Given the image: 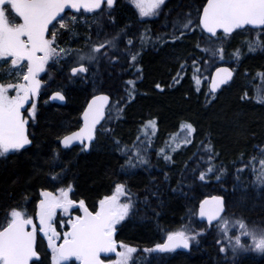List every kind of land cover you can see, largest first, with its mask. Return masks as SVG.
<instances>
[{
    "label": "trees",
    "instance_id": "trees-1",
    "mask_svg": "<svg viewBox=\"0 0 264 264\" xmlns=\"http://www.w3.org/2000/svg\"><path fill=\"white\" fill-rule=\"evenodd\" d=\"M206 1L167 0L156 20L141 22L129 5L117 0L110 14L103 6L89 15L85 27L63 32L59 45L69 48V57L75 60L81 51L94 54L96 59L87 64L94 74L90 76L86 64L85 76L76 77L60 63L48 68L28 124L31 143L0 155V230L13 209L34 219L42 192L67 190L70 200L83 201L95 213L121 183L131 206L115 227V240L136 249L129 264H264V255L221 251L218 234L196 220L199 202L218 195L225 200V214L264 229V185L253 173V160L264 153V102L256 97L264 80V50L252 39L257 33L264 47V30L208 39L199 26ZM8 16L15 18L10 11ZM110 40H115L113 53L107 48ZM100 43H105L102 51L92 52ZM221 47L223 53L239 56L249 49L251 55L238 65L217 64ZM10 63L1 61L0 83H10ZM219 65L231 67L234 77L213 95L206 81L197 85L195 80L210 76ZM57 91L66 99L62 106L48 101ZM97 94L108 95L112 103L90 152L80 147L62 150L60 140L79 128L82 110ZM150 121L155 122L153 138L139 139ZM186 123L194 129L189 144L169 159L159 155L167 139ZM63 226L58 225L59 233L67 231ZM203 230L188 253H145L169 233ZM36 250L39 259L32 264H53L41 237Z\"/></svg>",
    "mask_w": 264,
    "mask_h": 264
},
{
    "label": "snow or ice",
    "instance_id": "snow-or-ice-1",
    "mask_svg": "<svg viewBox=\"0 0 264 264\" xmlns=\"http://www.w3.org/2000/svg\"><path fill=\"white\" fill-rule=\"evenodd\" d=\"M133 5L139 10L141 17L154 15L164 0H131ZM10 5L11 9L22 19V23H13L9 20L4 7H0V59L11 58L13 67L23 68L21 61H27L26 71L20 72L22 82L0 83V155H4L10 150H19L31 141L25 134V124L21 109L30 96H35L40 89L41 81L37 78L38 74L44 70L46 61L56 54L54 39L46 38L48 25L61 13L66 7L79 9L84 7L86 10L101 8L102 0H0V6ZM114 0H107V5L111 8ZM191 21H189V24ZM246 25L253 27L264 26V0H207L203 7V14L199 18V26L204 32L210 34L208 39L217 36V29H223L225 35L231 34L234 29L243 28ZM188 25H185L187 27ZM64 27V24H61ZM108 46L115 47L113 41L106 42ZM105 43H100L93 47L94 53H99ZM207 51L208 49H204ZM219 51H223L222 47ZM223 57L221 56V59ZM95 60L92 54L81 56V60ZM133 61L136 59L132 57ZM195 65V61H193ZM183 67V66H182ZM72 74L86 72L87 68L80 66L73 67ZM197 71H199L197 69ZM217 77L212 78L211 92L231 78V71L228 68H217ZM222 74V75H221ZM159 87V85H157ZM10 90L16 92L15 96L9 94ZM54 100H63L64 96L60 92H55L52 96ZM99 100H107V97H98ZM95 103V101L93 102ZM93 107L89 105V110ZM35 104H32L34 114ZM85 127L79 132L70 136H65L61 143L68 147L74 139H92V129L98 122V109L96 113L85 111ZM154 121L149 124L154 126ZM188 131H194L191 125H188ZM87 147V145H85ZM165 159H169L165 155ZM264 166V160L260 161ZM212 171L210 167L208 169ZM200 179L204 180L205 175L201 173ZM258 180L264 184V170L258 175ZM45 198L40 201V231L45 236H49V247L52 249L53 264H64L69 258L75 257L81 264H103L100 259L101 253H115L117 259L112 264H128L130 254L136 249L123 243L119 244L113 239L114 226L128 215L131 206V200L121 203L120 197L125 195V186L121 183L115 185V191L111 196H106L100 203L99 210L95 214L85 208L83 201L80 202V208L84 215L77 217L74 221L70 219L71 231L64 234L63 244L56 246L53 240L57 237L56 230L52 227L51 221L56 209H62L65 212L72 206L73 201L68 198V191L61 189L59 196H54L49 192H42ZM215 207L208 215L209 223L219 216L222 209V201L219 197H213ZM201 204V216H205L204 205ZM11 219L7 226L0 230V264H29L33 257H38L34 249L35 229L32 232L25 231V226L32 224V219L27 218L21 210L13 209L10 212ZM222 219V218H221ZM228 221H224V234L228 235ZM241 230L235 236V243L232 245L233 252L237 248H245L241 243V236H248L252 240V245L257 251L264 252V233L257 234L254 230H248L242 220L234 221ZM185 231L169 233L167 240L163 244H157L159 251H171L176 248H188L190 240L195 239ZM229 240L233 239L228 236ZM152 249H145L151 251ZM221 248V251H224Z\"/></svg>",
    "mask_w": 264,
    "mask_h": 264
},
{
    "label": "rangeland",
    "instance_id": "rangeland-1",
    "mask_svg": "<svg viewBox=\"0 0 264 264\" xmlns=\"http://www.w3.org/2000/svg\"><path fill=\"white\" fill-rule=\"evenodd\" d=\"M117 1V0H116ZM167 0H164V3L162 5H160L159 9L156 10L155 14L154 15H150V16H146V17H141L140 16V13H139V10L133 5V3L131 2V0H121V3L122 4H125V5H129L135 12L136 16L138 17V20L139 21H154L156 20L159 15L161 14L162 12V9L164 7V4L166 3ZM5 10H6V14L8 13V11L11 12L10 10V5H5L4 6ZM9 10H8V9ZM104 10L107 12V15L110 14V8H108L107 5H104ZM114 9L112 8V11ZM89 15H92V13H87V14H83V13H79V14H71V13H68V14H65L63 15L59 20H57L54 25H52V27L50 28L49 30V36H48V39L49 40H53L54 39V47L56 48V54L53 55L52 57H50L45 65H44V70L40 73L39 75V79L41 81V88H43L45 86V83L43 81V77L48 78L49 77V70L48 68L55 64V63H60L62 64L65 68H67V71L69 73L70 69L75 67V66H87L88 68V71H89V66L87 64H89L91 61L87 60V59H84V60H81V56H87L88 54H92V53H88V52H84V51H81L80 52V56L79 58H72V57H69L68 55H70V50L68 47L66 46H61L59 45V39L61 37V35L63 34L64 31H69L70 28H74L76 26H79L80 28H83L87 25L88 23V19L90 18ZM8 16V15H7ZM13 16V15H12ZM9 20L12 21L13 23H18V21L15 20V18H10L8 16ZM64 24V27H61V24ZM258 34L255 33L253 36H252V39H255L256 40V47L258 48V50H264V47L260 44L259 40L257 42V38H258ZM114 43H115V40H112ZM109 49V51L113 53L114 52V49L113 47H107ZM115 48V47H114ZM102 51V49H101ZM100 51V52H101ZM93 52V51H92ZM94 55V54H92ZM109 56L111 55L110 53L108 54ZM247 55H251V52L249 51V49H245L244 52H242L239 56L238 54H236L235 52H225V53H221L219 55V57L217 58V61L215 63L217 64H226V63H230V62H233L235 63V65L239 64L240 61L242 60L243 57L247 56ZM221 56L223 57L221 59ZM7 60H10L11 61V58H3V59H0V63L1 61H7ZM86 60V61H85ZM24 67L21 69L19 67H13V65L10 63L8 66V75L7 77L10 80V83H16V82H22V80L20 79V72L21 71H26V63L24 62H20ZM208 67L210 66V62L208 61L207 63ZM215 66V65H213ZM90 72V76L92 77L94 74V71L93 69ZM92 72V74H91ZM135 73V70H132V74ZM79 76V75H77ZM80 76H85V75H80ZM208 80H209V76L206 77V76H201L199 77L198 79L195 80V82L197 83V85H200L201 83H203L204 81H206V84H208ZM261 83L263 85L264 83V80H261ZM258 86L257 89H256V97L257 99L263 101L262 99V94L264 93V86ZM9 94L11 96H15L16 95V92L14 90H10L9 91ZM38 96V95H37ZM36 101H37V97L34 98V101H33V104L36 105ZM264 102V101H263ZM116 107V105L114 104V108ZM114 112L116 111V109H113ZM32 111V105L31 107L29 108V110L27 111V118L25 119L26 122L28 124H31V121H33L34 119V116H35V109H34V114L33 115H29V112ZM188 123L184 124V127H181L176 133L172 134L168 139H167V144L165 145V147H162L161 149H159L158 151V154L159 155H169L171 154L172 152H174L175 150L183 147L184 145H188L189 142L191 141V138L193 136V132L192 131L191 133H189L188 131ZM192 126V125H191ZM193 128V127H192ZM154 131H155V127L152 126L151 124H145L144 127L142 128V130L140 131V138H143L144 140H151L154 136ZM141 141V140H140ZM261 160H264V153L261 154V159H258V160H253L254 162H256V167L253 171L254 173V178L257 179L258 181V184L261 186V185H264V184H261L258 180V175L260 173L261 170H264V166H262L260 164V161ZM253 186V185H251ZM247 189V187H243V190ZM54 196H59L60 194V191L58 193H52ZM68 198H69V191H68ZM45 199L41 194H40V200L37 204V211H36V215H35V218L32 219V228L34 229H37L39 232H40V219H39V211H40V201ZM70 199V198H69ZM129 197L127 196V194L125 193V195L121 196L120 197V202L121 203H125L127 202L126 200H128ZM100 207V206H99ZM81 216V210H80V204L78 203H75L73 202L72 206L68 209L67 212H65L64 210L62 209H56L55 211V214L53 215V218H52V221H51V225L52 227L56 230V233L58 234L57 237L53 240V243L54 245L56 246H59L61 245L63 242H64V234L68 231L69 227L71 226L70 224V219L71 220H75L77 217H80ZM236 220H239L235 215H233L232 213H228V214H224L222 216V219H220V221L215 224V225H212V226H209L210 229H213L214 232L216 234H218L220 240H221V243H222V248L225 249V251L227 252H233V248H232V245H234L235 243V236L238 235L240 233V229L238 227V225H235L234 224V221ZM224 221H228V225H227V230H228V235H225L224 234V231H225V228H224ZM120 222V221H119ZM118 222V223H119ZM117 223V224H118ZM245 223V222H244ZM117 224L114 226V233H116V230H115V227L117 226ZM58 225L59 227H62L63 225H67V231L62 234V233H59L57 228H58ZM246 227L248 230H254L258 235L261 234V233H264V229H261V227H257V226H251V225H247L245 223ZM63 226V227H64ZM206 231L203 230V231H198L197 233L195 234H188L190 236L194 235L196 238L193 239V240H190V246H191V243H195L197 238L200 237V236H203V234H205ZM51 235V233H49V236ZM232 236L233 239L230 241L228 236ZM49 236H41V239L45 245V249L51 254V257H52V249L49 247ZM241 243L245 245V248H237L236 251L234 252L235 254H237L238 256H243L245 255V253H250V254H254L256 256H263L264 255V252H260V251H257L255 249V247L252 245V240L250 237L248 236H241ZM119 244H117V250L118 251H123V249H120L119 248ZM130 247V246H129ZM133 248V247H132ZM135 249V248H134ZM154 250H151V251H145V253H149V252H153ZM137 251H134L133 253L130 254V257H129V260H128V264L131 262V260L133 259L134 257V254H136ZM117 259V256L114 255L112 257H109L107 258V262L108 264H112L113 261H115ZM77 264L79 263V261H75ZM64 264H69V261H66L64 262Z\"/></svg>",
    "mask_w": 264,
    "mask_h": 264
},
{
    "label": "water",
    "instance_id": "water-1",
    "mask_svg": "<svg viewBox=\"0 0 264 264\" xmlns=\"http://www.w3.org/2000/svg\"><path fill=\"white\" fill-rule=\"evenodd\" d=\"M83 2H87V0H82V3H83ZM115 3H116V2H115V0H114V4H113V6H112L110 9L114 8ZM206 4H207V2L205 3V5H206ZM5 5H6V4H5ZM104 5H107V0H102V6H101V8L93 9V10H91V11L86 10L84 7H80L78 10H77V9H73V8H71V7H66L61 13H59V15L56 17V19L53 20L52 23L48 25V29H50L51 26H52L57 20H59L64 14H66V13H71V14H79V13H83V14H87V13H97L99 10L102 9V7H103ZM205 5H204V6H205ZM3 6H4V5H2V6H0V7H3ZM107 6H108V5H107ZM204 6H203V7H204ZM108 8H109V7H108ZM10 9H11V7H10ZM11 11H12L13 15H14L15 17H17V19L19 20V22L22 23V22H23L22 19H21V18H20L15 12H14V10L11 9ZM202 14H203V8H202V10H201L200 16H201ZM199 18H200V17H199ZM246 28L251 29V30H260V29H263L264 26L253 27V26H251V25H246V26H244L243 28L234 29V30L232 31V33H233V32H236V31L244 30V29H246ZM200 29H201V31H202L206 36H208V37L210 36V34L207 33V32H204L203 29H202L201 27H200ZM232 33H231V34H232ZM217 34H223V35H225V33L223 32V29H217ZM231 34H228V35H231ZM45 35H46V38L48 39V36H49V30L46 32ZM212 38H213V37H212ZM21 62H24V63H26V65H27V61H21ZM80 66H81V65H80ZM80 66H75V67L79 68ZM217 68H228V69L231 71L232 75H231V78L228 79L227 83L221 84V85L216 89L215 93H212V92H211L212 78H213V77H217V79H219V75L217 74ZM71 69H72V68H71ZM71 69H70V71H69V75H70L71 77H76L77 75H85V74H86V72H78L76 75H73ZM40 73H41V72H40ZM40 73L38 74V77H37L38 79H39V75H40ZM221 75H222V74H221ZM233 77H234V70H233L231 67L226 66V65H219V66L215 67V68L211 71V74H210V76H209V80H208V84H207V88H208L209 93H211V94H213V95H214V94H217V93H218L223 87H225V86H227V85H229V84L231 83ZM39 80H40V79H39ZM40 90H41V84H40V89H39V91L37 92V94H36L35 96H30V97H29V100L26 101L24 107L21 109V113H22L24 119H25V114L27 113V111L29 110V108L31 107V105L33 104L34 98L37 97V95L39 94ZM54 93H55V92H53V93H51V94L49 95V98H48L49 103H50V104L59 105V106L64 105V104L66 103V99H65V97H64L63 100H54V99H52V96H53ZM61 95H62V94H61ZM98 97H107V100H103V101H102V100L96 99V98H98ZM262 99H263V101H264V93L262 94ZM94 101H95V103H93ZM111 103H112L111 98H110L108 95H106V94H97V95H94L93 97H91V98L88 100V102L86 103L84 109H83L82 112H81L79 128H78L77 130H75V131H73V132L67 134L66 136H70V135H72L73 133H77V132H79L82 128L85 127V119H84V113H85V111H90V112H92V113H96V112H97V109H98V122L95 124L94 128L92 129V139H91V140H88V139L85 138V139H83L82 141H81L80 139H74L68 147H65V146L61 143V141H62L63 138L65 137V136H64V137L60 140V147H61V149H62V150H68V149H71V148H73V147H80V148H83L84 153H86V154L89 153L90 150H91V147H92V145H93V143H94V141H95L96 132H97L98 128H99V127L105 122V120H106V117H107V111H108V109L110 108ZM90 104L93 105V107H92L91 110H89V105H90ZM30 131H31V130H30V127H29L28 124L26 123V124H25V134L27 135V137H28L29 140H30ZM27 145H28V144H27ZM27 145H25L24 147H26ZM85 145H87V147H85ZM10 151H16V150H10ZM213 197H219V198L221 199V201H222V209H223V210L220 212V214H219L218 217H216L215 219L212 220L211 223H209V219H208V215H207V214H208L210 211H212L213 208L215 207V202L212 200ZM205 201H208V203L204 205V211H205L206 215H205V216H201V214H200V213H201V204H202L203 202H205ZM85 208H86V207H85ZM80 210H81V216H80V217H82V216L84 215V211H83V209H81V208H80ZM87 210H88V209H87ZM88 211H89V210H88ZM89 212H90V211H89ZM225 212H226V204H225V200H224V198L221 197V196H218V195L209 196V197H206V198L202 199V200L199 202V204H198V206H197V210H196V220H197L198 223H200V224H204L205 226L209 227V226H212V225L217 224V223L220 221V219L222 218V216L225 214ZM91 213H92V212H91ZM93 214H95V213H93ZM33 229H34V228H32V225H31V224L25 226V231L32 232ZM2 230H3V229H2ZM70 231H71V226L69 227V229H68L67 232H70ZM40 232H41V233H39L38 230L35 229V239H34V249H35V250H36V245H37L38 237H41V236L45 235L42 231H40ZM113 239L115 240V233H114V232H113ZM166 240H167V238H166L161 244H163ZM115 241H116V240H115ZM116 243H117V242H116ZM62 244H63V243H62ZM190 249H191V246H190V243H189V247H188V248H182V247H180V248H176V249L171 250V251H159L158 249L155 248L154 251H155V252H158V253H161V254H167V253H170V252H182V253H188V252L190 251ZM36 251H37V250H36ZM114 255H116L114 252H113V253H101V254H100V259L102 260L103 264H108L107 261H105L104 259L109 258V257H112V256H114ZM38 257H39V254H38ZM37 260H38V259H37L36 257H33L32 260L29 261V264H32L33 262H35V261H37ZM68 261H76V259H75V257H71V258H69ZM77 261H78V260H77ZM79 264H81L80 261H79Z\"/></svg>",
    "mask_w": 264,
    "mask_h": 264
},
{
    "label": "flooded vegetation",
    "instance_id": "flooded-vegetation-1",
    "mask_svg": "<svg viewBox=\"0 0 264 264\" xmlns=\"http://www.w3.org/2000/svg\"><path fill=\"white\" fill-rule=\"evenodd\" d=\"M115 2H116V0H115ZM207 2V1H206ZM205 2V3H206ZM205 5V4H204ZM4 7V6H3ZM8 9V8H7ZM9 10V9H8ZM7 15H8V13H7ZM15 20H17L16 18H15ZM18 21V20H17ZM18 23H20V22H18ZM262 30H264V28L263 29H260V30H251V29H248V28H246V29H244V30H240V31H236V32H233L232 34H234V33H237V32H241V31H251V32H258V31H262ZM231 34V35H232ZM223 35V34H222ZM225 36H230V35H225Z\"/></svg>",
    "mask_w": 264,
    "mask_h": 264
}]
</instances>
